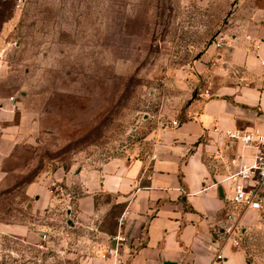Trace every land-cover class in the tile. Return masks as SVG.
Listing matches in <instances>:
<instances>
[{"label": "rangeland", "instance_id": "rangeland-1", "mask_svg": "<svg viewBox=\"0 0 264 264\" xmlns=\"http://www.w3.org/2000/svg\"><path fill=\"white\" fill-rule=\"evenodd\" d=\"M232 12L219 0H0V97H15V123L31 131L1 165L0 224L27 234H0V264L111 257L122 205L107 195L97 216L75 224L62 199L77 186L62 183L49 187L55 213L38 218L30 189L56 174L149 155L178 105L204 90L195 64ZM39 221L47 238L34 241ZM250 243L264 255L258 235Z\"/></svg>", "mask_w": 264, "mask_h": 264}, {"label": "crops", "instance_id": "crops-1", "mask_svg": "<svg viewBox=\"0 0 264 264\" xmlns=\"http://www.w3.org/2000/svg\"><path fill=\"white\" fill-rule=\"evenodd\" d=\"M201 1L209 5L216 0ZM219 1L233 6V12L216 39L223 47L213 43L195 64L205 79L204 90L178 105L172 120L177 126L171 121L159 132L149 155L115 160L74 177L56 174L30 189L38 218L46 210L55 213L58 198L49 187L62 183L77 186L76 194L62 199L74 207L67 212L75 224L97 216V203L107 195L122 205L114 237L126 242L118 247L117 258H95L93 264H212L213 229L225 224L230 197V185L223 181L252 164L254 154L226 133L253 132L264 124V0ZM16 109L6 102L0 110V175L16 141L30 138L25 121L15 123ZM240 223L241 247L224 245V260L214 264H264V255L250 243L253 233L264 241V211L246 212ZM47 228L36 222L34 241ZM26 231L0 224L2 235L24 236Z\"/></svg>", "mask_w": 264, "mask_h": 264}, {"label": "built area", "instance_id": "built-area-1", "mask_svg": "<svg viewBox=\"0 0 264 264\" xmlns=\"http://www.w3.org/2000/svg\"><path fill=\"white\" fill-rule=\"evenodd\" d=\"M215 47L221 49L222 42L215 41ZM264 67V61L261 63ZM209 96V93L206 92ZM12 107L16 106L15 97H0V110L4 108L5 103ZM173 126H177V121H172ZM227 139L240 143L246 148L254 150L253 163L243 165L239 170L226 177L223 183L230 185V197L228 207L225 212V224L213 229V238L209 250L213 254L212 264L221 263L224 260L222 247L231 244L234 248L241 247L242 227L240 216L246 212L264 211V124L260 129L253 132L240 130L229 131L226 133ZM44 239L47 235L42 236ZM111 241L116 243V248H110L108 254L117 258L118 247H121L126 241L122 237H111ZM121 263V260L118 259Z\"/></svg>", "mask_w": 264, "mask_h": 264}, {"label": "trees", "instance_id": "trees-1", "mask_svg": "<svg viewBox=\"0 0 264 264\" xmlns=\"http://www.w3.org/2000/svg\"><path fill=\"white\" fill-rule=\"evenodd\" d=\"M2 22H5V21H2Z\"/></svg>", "mask_w": 264, "mask_h": 264}]
</instances>
